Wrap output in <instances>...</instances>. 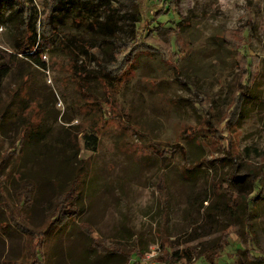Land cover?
Listing matches in <instances>:
<instances>
[{"label": "rangeland", "instance_id": "rangeland-1", "mask_svg": "<svg viewBox=\"0 0 264 264\" xmlns=\"http://www.w3.org/2000/svg\"><path fill=\"white\" fill-rule=\"evenodd\" d=\"M51 1L28 3L37 32ZM139 1L135 54L112 84L75 72L60 34L42 42L43 65L21 59L0 82V264H144L170 251L186 257L176 264H207L224 229L216 264H264V0ZM15 35L0 26V55ZM27 123L35 131L22 141ZM84 133L97 136L95 150ZM158 143L182 150L164 166ZM81 159L79 212L59 227L56 198ZM230 167L256 175L235 211L212 188ZM92 239L116 241L129 261Z\"/></svg>", "mask_w": 264, "mask_h": 264}, {"label": "trees", "instance_id": "trees-1", "mask_svg": "<svg viewBox=\"0 0 264 264\" xmlns=\"http://www.w3.org/2000/svg\"><path fill=\"white\" fill-rule=\"evenodd\" d=\"M31 1L0 0V26L9 23L12 28L16 29L11 52L0 55V82L21 59L29 58L38 65H43L40 60L41 51H39L42 42L58 34L63 37V40L66 39L65 44L69 47L70 53L75 56L72 59L74 71L78 74L82 73L86 81L98 80L112 84L114 78L110 74L116 73V69L118 70L121 64L132 62L137 45L138 30L136 25L141 20L139 0H52L48 12L40 21L38 32L36 24L29 15L31 8L28 3ZM124 8L130 9L127 15L130 20L129 23L123 22L121 11ZM3 9L8 10L6 16L2 12ZM76 56L83 57L80 64H78L79 59ZM91 64H94V67L89 68L88 66ZM246 87V84H241L237 88L238 91L235 90L237 93L233 97L231 94L230 102L233 103V106L231 105L230 108L228 106L227 112L229 114L230 112L235 114L239 109V102L246 93ZM227 117V115L225 118L223 117L224 120ZM205 124L207 125L203 126V129L209 132L216 123L207 119ZM34 131L31 123L25 124L21 132V140L23 141ZM194 133L198 134L199 132L195 131ZM204 136L200 135L201 139L206 141L207 138ZM82 138L85 148L92 151L97 148L98 139L96 135L84 133ZM153 147L157 153L158 151L159 153L164 152L160 159L164 162V166L171 162L170 158L175 152L182 150L180 146L167 148V145L161 143L153 145ZM166 160H169L168 163H165ZM86 167L87 162L82 159L79 160L69 185L57 195L52 223H56L59 227L74 218L79 212V200L87 175ZM255 176L253 173L236 174L235 168L230 167L221 178L213 180L212 188L217 195L226 196L229 201L227 208L235 211L238 207V203H235V197H245L241 191L242 187L244 185L253 186L256 181ZM30 188L31 185L28 184L24 190L26 196L23 201L24 211L30 202ZM247 204L244 202L243 211L249 214L250 210ZM27 213L24 212L25 218ZM227 237L228 230L224 229L204 253L207 264H216L222 248L228 244ZM92 242L93 245L102 246L105 253L119 252L125 255L126 262L130 259V253L124 251L121 244L116 241L92 239ZM104 242H108L110 247L104 245ZM132 251L134 252V249ZM182 259H186L185 255L175 251H170L166 256H159L160 261L168 264H176Z\"/></svg>", "mask_w": 264, "mask_h": 264}, {"label": "built area", "instance_id": "built-area-1", "mask_svg": "<svg viewBox=\"0 0 264 264\" xmlns=\"http://www.w3.org/2000/svg\"><path fill=\"white\" fill-rule=\"evenodd\" d=\"M155 253H147L146 254V260L144 261V264H166L165 262H161L155 259Z\"/></svg>", "mask_w": 264, "mask_h": 264}]
</instances>
